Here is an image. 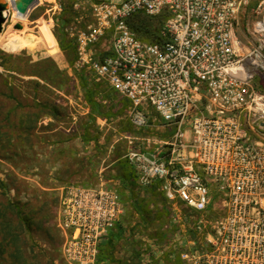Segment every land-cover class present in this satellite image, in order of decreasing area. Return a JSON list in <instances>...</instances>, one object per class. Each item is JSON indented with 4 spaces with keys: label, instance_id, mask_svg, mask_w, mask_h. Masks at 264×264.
Segmentation results:
<instances>
[{
    "label": "built area",
    "instance_id": "1",
    "mask_svg": "<svg viewBox=\"0 0 264 264\" xmlns=\"http://www.w3.org/2000/svg\"><path fill=\"white\" fill-rule=\"evenodd\" d=\"M71 5L63 32L75 43L77 67L127 102V120L143 134L125 155L134 178L187 210L195 238L181 258L264 264V0ZM55 6L66 8L62 0ZM136 13L165 16L160 44L129 28ZM123 207L102 172L96 184L64 186L58 226L67 234L66 263L97 264Z\"/></svg>",
    "mask_w": 264,
    "mask_h": 264
},
{
    "label": "rangeland",
    "instance_id": "2",
    "mask_svg": "<svg viewBox=\"0 0 264 264\" xmlns=\"http://www.w3.org/2000/svg\"><path fill=\"white\" fill-rule=\"evenodd\" d=\"M62 2L63 12L55 6L56 0H39L24 16L10 9L0 36V200L14 204L16 212L28 219L22 225L12 215L18 227H24L19 246L25 264H67L62 253L67 234L58 226L59 193L44 187L53 182L52 167L70 179L78 164L107 158L104 143L115 140L114 154L125 149L117 132H96L93 118L78 113L80 99L86 101L87 95L94 99L116 96L77 67L75 43L62 28L70 16L71 0ZM146 22L156 24L155 19ZM123 122L127 146L138 148L133 138L138 140L142 132L132 128L126 117ZM80 149L85 152L80 154ZM132 181L127 193L119 192L126 198L124 206L135 210L124 220L129 224L128 237L110 238L120 218L107 234L103 264H125L124 259L135 253L127 247L145 248L143 244L151 241L160 249L155 251L160 264H188L181 258L190 246L187 210L171 204L156 186Z\"/></svg>",
    "mask_w": 264,
    "mask_h": 264
},
{
    "label": "crops",
    "instance_id": "3",
    "mask_svg": "<svg viewBox=\"0 0 264 264\" xmlns=\"http://www.w3.org/2000/svg\"><path fill=\"white\" fill-rule=\"evenodd\" d=\"M94 100L98 102L100 106L99 108L101 110H98L97 112L95 109L92 110L91 106L86 101L80 99V101L82 102L81 103L82 110L78 111L79 115L89 117L90 114V116L94 120L93 126L95 127L96 132H99L98 130L102 131L103 129H107V131L110 130V132H117L116 134H118L119 136L118 138L121 139V143L125 147V149L123 150L122 153L114 154L112 153V149L115 140H110L109 142L104 143L102 147H108L109 149L107 158L101 161L92 160L89 161V163L78 164L80 168L78 167L77 172L70 179L65 178L60 173L56 172L57 167L53 166L52 169L50 170V172L52 173L50 174L51 176L50 180H52L53 182L51 185L44 187H46L49 190L57 191L59 195L61 194L63 187L67 186L68 184H80L83 186L96 184L98 181V174L100 172H102V175L105 178L107 188H111L120 193H127L128 192L127 186L130 185V182H133L132 180L136 181L134 176H132L133 175V172L131 170L132 168L128 164L127 159H125V155L130 150L133 149V148L130 149L127 146L126 144L127 136L124 133L126 124L123 122V118L124 117L127 118L128 105L126 104V107L123 108V104L126 103V101L119 97L113 99L95 97ZM112 118L115 120H113ZM68 129L63 128V130L65 131H68ZM101 138H102L101 134L100 135L98 134L97 141L100 142ZM83 150L82 149L79 150L80 154L81 152H85V149ZM89 151L90 153L94 152V149L89 148ZM134 212L135 210L131 206L123 207V213L120 217L121 222L119 221L120 223L118 224V228L112 230V233L110 234V238L113 241H116L118 238H120V236H123L125 239H127L129 224L124 222V220L126 219L128 214ZM108 239L106 238L100 246L97 264H103L107 260V258L104 257V251ZM156 243L157 242H152V241L147 242L146 244L144 243L143 245L145 248H143L142 245L140 248L139 246L135 248L134 247L128 248L126 246L127 250L128 249L134 250L135 253L134 255H132V257L129 260L124 259V261H126L125 264H160V262L162 261V260L160 261L161 257H159V255L155 253V251L160 250L155 247ZM159 245L162 244L159 243L158 246ZM120 255H122V253ZM101 259L102 261L100 262Z\"/></svg>",
    "mask_w": 264,
    "mask_h": 264
},
{
    "label": "trees",
    "instance_id": "4",
    "mask_svg": "<svg viewBox=\"0 0 264 264\" xmlns=\"http://www.w3.org/2000/svg\"><path fill=\"white\" fill-rule=\"evenodd\" d=\"M71 7L72 5L70 6L69 11H71ZM71 15L72 12H70L69 19ZM141 15H143L146 19L141 18ZM152 19H155L156 24H147L146 20ZM164 19V15L148 16L143 13H136L128 19V26L139 39L150 43L160 44L164 39L163 35L161 34V28L163 26ZM85 99L86 102L91 106L92 110L95 109L96 112L100 110L98 102H96L92 96L87 95ZM89 117H91L90 114ZM125 199L126 198H123V206ZM14 214H16L20 224H28V219L23 216L22 213L16 212L14 204L4 203L0 200V261H3L5 264H25L26 261L23 262L25 258L22 255L21 248L19 246L20 234L24 227H22L21 230L19 228L20 226L18 227L17 225L18 222H14L12 218V215ZM189 234L191 238H195V234L191 229Z\"/></svg>",
    "mask_w": 264,
    "mask_h": 264
},
{
    "label": "water",
    "instance_id": "5",
    "mask_svg": "<svg viewBox=\"0 0 264 264\" xmlns=\"http://www.w3.org/2000/svg\"><path fill=\"white\" fill-rule=\"evenodd\" d=\"M38 0H0V33L3 30L5 19L2 16V12H10L12 9L17 15L24 16L35 7Z\"/></svg>",
    "mask_w": 264,
    "mask_h": 264
},
{
    "label": "bare ground",
    "instance_id": "6",
    "mask_svg": "<svg viewBox=\"0 0 264 264\" xmlns=\"http://www.w3.org/2000/svg\"><path fill=\"white\" fill-rule=\"evenodd\" d=\"M7 14H8V12H7V11H4V12H2V16L4 17V19H6V17H7ZM0 36H1V33H0Z\"/></svg>",
    "mask_w": 264,
    "mask_h": 264
}]
</instances>
